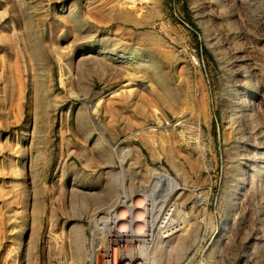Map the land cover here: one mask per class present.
<instances>
[{"label":"rangeland","instance_id":"374dc122","mask_svg":"<svg viewBox=\"0 0 264 264\" xmlns=\"http://www.w3.org/2000/svg\"><path fill=\"white\" fill-rule=\"evenodd\" d=\"M127 51L143 61L118 62ZM36 83L45 159L34 210ZM90 116L106 127V164ZM160 172L178 183L160 218L172 206L191 235L162 263L264 264V0H0V264H90L93 224Z\"/></svg>","mask_w":264,"mask_h":264},{"label":"bare ground","instance_id":"6f19581e","mask_svg":"<svg viewBox=\"0 0 264 264\" xmlns=\"http://www.w3.org/2000/svg\"><path fill=\"white\" fill-rule=\"evenodd\" d=\"M24 26H25V23H24ZM90 33H91V31H90ZM102 50H104V49H100L99 51L102 52ZM100 52L98 54L99 56L101 54ZM145 52H143V53H145ZM87 53L88 52H86V55H88ZM78 55H81V54H78ZM92 55H94V54H92ZM147 55H149V54H147ZM107 57H109V55ZM83 58L84 57H83V52H82V55H81V58L79 59V61H81V59L83 60ZM100 58H102V57H100ZM117 58H118V60H117L118 62L121 60L120 62L126 63L128 65L131 64V62H133L135 59H138L140 61H143V59L141 58L140 55H137L135 52H128V51L125 52V53H123V54H121V55L119 54V56H117L116 59ZM111 59H113V58H111ZM148 59H149V57H148ZM150 59H152V58H150ZM153 60H155V59H153ZM105 61H106V57H105ZM108 62L109 61H107V63ZM112 64H110V66H112ZM152 64H154V63H152ZM155 64H157V63H155ZM128 65L121 66V65L118 64V67L117 68H119L118 70H121V72H123L128 77L129 81L131 82L137 76V74H136L137 72L135 71L136 69L134 70V69H131L130 67H127ZM143 70H145V69H143ZM105 73H106V71H105ZM134 83H136V82H134ZM35 85H34V87H35L34 90L35 89L36 90H35V92L33 94H35L36 116L34 117L35 118L34 119L35 123H34V125L32 124L33 125L32 140H31V147H29L30 148V155H29V160H28V185H29L30 192L28 191V194H27L28 199L31 200V203H32V205L34 207V210L36 208L35 206H37L39 204V200H40V193H41V190H40L41 187L40 186L41 185H40V179L38 177V174H39V171L41 170V166L44 163V159H45L44 158L45 156H44L43 144H42V142L41 143H39V142L37 143L36 142V138H35V136L37 135V133L39 131H40V133H42L41 132V129H43V127L39 124L40 117H38V111H37L38 110V107H39V102H41V100H40L41 97H40V92H39V89H38V83H36ZM152 86H150V87H152ZM151 89H153V87ZM162 91H164V90L162 89ZM102 95H105V94L102 93ZM173 95L174 94H172V96ZM174 98H175V96H174ZM173 100H175V99H173ZM81 101H82V99H81ZM100 101H101V99H100ZM167 101H168V98H167ZM182 101L184 102V100H181V102ZM89 102H92V101H89ZM94 102L95 101H93L92 104H91L94 107L89 106V108L91 107L92 110L95 107L98 108V105L100 104V103H98V101H97L96 104ZM176 102H178V101H176ZM93 103L95 105H93ZM173 104H174V102H173ZM182 105H184V104H182ZM171 106H173V105H171ZM79 108H80L79 110H81V108H83V107H79ZM175 109H177V108H175ZM179 109H178V111H179ZM95 110H96V108L93 111L96 112ZM191 110H193V109H191ZM98 112H96V113H98ZM179 112L181 113V110ZM49 113H50V111H49ZM90 113H91V111H90ZM94 115L95 114H92V116H94ZM92 116H90V121L93 122V126L95 127L94 129L98 130V132H99V136L96 138V140H95V142L93 144V146H94V153H95V150H96V155L98 156L97 160H99V159L102 160V163L101 162H99V163L106 164L107 162H109V160L106 157L107 156L106 155V149H105L104 144H103V141H102V139L105 138L106 133H107L106 132V127L99 120H98L99 121L98 122L97 119H95L96 117H92ZM157 121L158 120H156V122ZM156 125H158V124H156ZM160 128L162 129V127H160ZM165 131H167V130H165ZM166 138H167V136H166ZM87 139H89V138H87ZM50 142H52V141H50ZM168 143H169V141H168ZM168 147H170V145ZM33 148H34V151H33ZM123 150H124V148H123ZM170 152H171V154H173V151L172 150ZM80 153H82V152L80 151ZM119 154H121V153H119ZM167 154H169V153L167 152ZM125 155H126V153H125ZM122 159H123V157L121 158V160ZM123 160H125V159H123ZM90 161H91L92 164H95V162H96V161L94 162L93 159H91ZM87 162H88V160H87ZM110 162L112 163V161H110ZM97 167L98 166H96V168ZM8 169H9V167L7 168V170ZM81 171H82V169H81ZM106 174H108V173H106ZM25 177L27 179L26 172H25ZM151 177H153V180H152V182L149 183L148 187H146L145 189H143L144 190V194H141V193L139 194L138 193V195H136L133 198H129V199H128V196L127 197L126 196H123V198H125L126 200L125 199L123 200V198L116 200L115 203H113V205L111 206L112 209H110V210L108 209V211H107L108 214L111 215L110 221L108 223L101 222L100 224L97 221L98 224H93L94 227H93L92 239H91L92 247L90 249V252H88V256H90V264H95L96 263L95 262L96 261V257L97 258L100 257V255L97 256V248H98L99 245H100V248H98V249L101 252L99 254H101V256H102V261H101L102 264H164V263H162L164 258H161L160 257V255H161L162 252H164L167 249H170L171 251H173V253H178V255H179L182 252H184V250L186 248H188V245H190L189 244V240H190L191 235L188 234V232L186 233V228L184 229V225L185 224H183V222H180V221H176L175 222V220L173 218L174 213H175V209H172L171 208L172 206H171L169 209H167V211L164 214L163 218H160V214H161V211L163 209V204L166 202V200H168L170 198V196L173 193V190L176 189L178 183L176 182L175 179L171 178L169 175H166V172L164 174H163V172H160V173H157L156 175H151ZM87 178H88V176H87ZM115 181H116V176L111 175V178L109 180H107L106 182L109 183V185H111L110 187H112L114 185V182ZM140 192H143V191H140ZM23 195H24V193H23ZM139 196H141V198ZM179 197H180V195H179ZM149 201L154 202L153 208L151 207L149 209V205H152V204H149ZM111 207H109V208H111ZM103 210H106V209H101L100 211L97 212L96 215L98 216V214L104 213ZM94 213H96V212H94ZM179 216H182V215H179ZM32 218H33V216H32ZM25 219H26V217H25ZM159 219L161 221H159V225L157 227L158 230L156 231V230H154V228L156 227L157 220H159ZM95 220H97V219H95ZM29 224H30V222H29ZM187 231H188V229H187ZM29 233H30V230H29ZM80 235L81 234L77 235V238H76V246H77L76 247V250L77 251L75 252V258L79 262L85 260L86 255H87V253L85 251V248L83 246V243H82V238H81ZM30 246H31V244H30ZM170 255H172V253Z\"/></svg>","mask_w":264,"mask_h":264}]
</instances>
